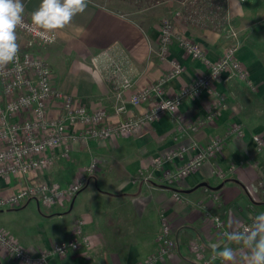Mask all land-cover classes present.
<instances>
[{"label":"crops","instance_id":"obj_1","mask_svg":"<svg viewBox=\"0 0 264 264\" xmlns=\"http://www.w3.org/2000/svg\"><path fill=\"white\" fill-rule=\"evenodd\" d=\"M22 2L31 18L41 0ZM225 3L230 25L234 24L246 35L237 38V32L231 35L227 27L202 29L178 21L169 56L180 61L185 70L166 82V95H174L205 72L208 62H215L230 44L229 39L239 45L237 56L247 68L256 91L238 80L228 83L218 80L216 93L224 95L226 106L212 121L207 115L217 98L204 93L184 101L176 115H164L146 129L72 145L69 155L53 159L41 176L48 179L50 176L62 186H68L93 158L98 161L97 172L88 176L83 190L66 204L44 207L36 199H27L24 203L28 207L34 204L38 217L32 225L15 229L19 234L15 230L11 232L13 235L9 233L15 241L37 254L58 241L76 237L75 225L82 219L89 245L54 256L49 264H136L157 251L160 215L164 213L177 248L164 261L154 264H224L218 257L213 259L212 245L219 249L232 247L236 254L232 264H246L244 257L248 249L222 236L213 215L223 217L230 232H236L246 224L251 225L253 217L264 212V147L259 150L253 142L254 135L264 139V59L258 52V48H264V40L255 39L257 47L249 31L252 18L258 17V23L264 20V0H225ZM162 4H170L174 9L177 6L166 1L136 11L134 14H143L138 18L88 0L83 13L74 16L65 28L55 30L56 43L46 47L36 45L34 49L51 67V60L55 61L52 72L55 86L79 96L91 110H108V122L138 116L151 105L128 103L126 113L115 114L114 96L118 88L104 71L108 62L102 53L109 50L134 83L123 95L125 99L165 77L170 65L158 54L160 26L155 12ZM150 13L153 16L149 17ZM183 35L202 44V59H192L185 53L178 43ZM95 57L100 58L97 66ZM57 111L58 106L51 104L50 114ZM234 125H242L244 134L229 136ZM215 138L224 139L221 151L211 155L197 172L184 180L164 184L165 174L186 163L198 147L208 145ZM181 147L189 148L183 157L165 158ZM159 161L162 165L157 167ZM150 174L152 177L147 179ZM0 179V190L6 195L23 184L20 178ZM175 192L185 196V201L176 200ZM194 243L203 246V257L193 251ZM0 264L21 263L0 246Z\"/></svg>","mask_w":264,"mask_h":264},{"label":"built area","instance_id":"obj_2","mask_svg":"<svg viewBox=\"0 0 264 264\" xmlns=\"http://www.w3.org/2000/svg\"><path fill=\"white\" fill-rule=\"evenodd\" d=\"M246 0H240L244 2ZM217 0H206L202 4L198 0L184 1L181 5L185 13L176 12L177 16L190 17L197 23L209 24L216 22L226 25L235 35L230 27L227 16L226 3H218ZM24 4V3H23ZM181 8V9H182ZM24 9L26 7L24 5ZM180 9V10H181ZM24 23L26 27H18L16 30L19 52L17 59L5 66L0 67V178H20L23 182L16 191L0 198V209L10 206H21L26 199H36L43 206H54L71 202L84 188L88 176L98 170L97 158H93L84 171L70 185L62 186L59 183H51L41 178V172L48 167L53 159L58 156L67 157L70 147L76 143L88 142L92 139H105L118 134H127L148 128L150 124L167 114L176 115L179 106L186 100L199 98L204 93L209 96L215 95L217 100L209 109L207 118L214 120L221 109L226 105L224 95L216 93V82L222 80L225 83L236 79L243 86L252 91L257 89L246 69L241 66L237 56V46H229L224 55L216 62H208L207 70L196 79L181 88L174 95H166L165 84L168 80L181 75L184 65L170 58L171 42L173 40V22L171 19L164 20L160 30V42L158 54L162 59L168 60L171 70L160 81L130 95L125 99L123 95L130 91L134 83L128 76L122 63L111 56L109 50H105L102 56L107 59L104 71L108 79L112 80L118 90L115 91L117 104L115 114L120 116L127 112V105L139 106L150 104L149 109L139 116H131L120 119L117 123L108 122L110 113L105 108L91 110L87 103L78 96L72 95L55 86L50 63L40 56L36 51V45L42 47L51 46L58 40V33L41 34L42 30L32 25L31 18L24 11ZM54 35V42H49V37ZM180 46L192 59L204 57L201 46L189 38H180ZM96 66L100 58L95 57ZM165 101L173 104L164 109ZM51 104H56L59 111L50 114ZM193 130L197 126H191ZM244 128L234 125L229 129V136H241ZM263 138L260 135L253 136L259 150L264 147ZM224 139L215 138L208 145L198 147L191 159L176 170H171L164 176V184L184 180V178L198 171L206 159L221 151ZM60 149V150H57ZM189 150L181 147L170 153L167 160L183 157ZM162 162L157 163V167ZM152 177L148 175L147 179ZM39 178V179H38ZM176 200L185 201V196L175 192ZM161 232L159 235V247L157 251L147 259L136 264H154L164 261L176 250L177 242L173 238L172 228L164 213L160 215ZM216 228L222 236L230 232L226 220L219 215H213ZM84 221H77L76 237L61 241L52 248L30 253L28 249L19 244L6 231L0 229V246L11 254L21 264H49L54 256H63L71 251H78L89 245L88 238L84 234ZM250 225L246 224L241 231ZM193 251L203 257L204 249L199 243H194Z\"/></svg>","mask_w":264,"mask_h":264},{"label":"clouds","instance_id":"obj_3","mask_svg":"<svg viewBox=\"0 0 264 264\" xmlns=\"http://www.w3.org/2000/svg\"><path fill=\"white\" fill-rule=\"evenodd\" d=\"M88 7V0H41L35 11L31 13L32 25L42 30L41 34L54 33L63 29L77 14L83 13ZM24 4L22 0H0V67L17 59L19 45L16 30L26 27L24 23ZM54 35L49 42H54ZM173 103L165 101L162 108L169 109ZM229 241L242 244L248 249L244 257L246 264H264V212L253 217L250 226L242 231L225 234ZM215 255L224 264H232L236 259L232 247L212 245Z\"/></svg>","mask_w":264,"mask_h":264},{"label":"rangeland","instance_id":"obj_4","mask_svg":"<svg viewBox=\"0 0 264 264\" xmlns=\"http://www.w3.org/2000/svg\"><path fill=\"white\" fill-rule=\"evenodd\" d=\"M186 1H189V0H186ZM201 4H202V2H204V1H206V0H198ZM116 5L115 6H113V7H115V8H119V9H121V10H127V11H124V13L123 14H125V15H128V17H141V15H143L142 13L140 14H134L135 12H136V10H135V8L133 7L134 5H135V3L133 2V1H129L128 2V5L126 6V8L125 7H120L121 6V2L118 0H116ZM165 3V2H164ZM168 3V2H167ZM134 4V5H133ZM25 5V4H24ZM176 7H175V9L174 8H172V6L169 4H162V6H161V8H159V9H157L155 12H156V15H158V16H156V17H158V19H156V18H154V19H156V21H158L157 23H159V26H160V30L162 29V25H163V22H164V20H168V19H171L172 20V22H173V40H172V42L174 41V39H175V36L177 35L176 34V23L179 21L180 23L182 22V23H186L187 25H190V26H195V27H200V28H215V29H219V30H221V28L222 27H226V25H223L222 26V24L221 23H216V22H213V23H210V22H208L209 24H206L205 25V23H197V22H195V21H193V20H191L190 19V17H182V16H177L176 17V12L177 11H181L182 13H185V10L182 8V5L181 4H178V3H176ZM169 8L170 9H172V11H173V13L171 14V12H170V10H169ZM182 8V9H181ZM181 9V10H180ZM151 12H153L152 10H151ZM170 12V13H169ZM132 14H134V15H132ZM152 13H150V15H149V17L150 16H153V15H151ZM258 17H255V18H252L251 19V21H250V23H251V26H250V29H249V31H250V33L252 34V36L254 37L253 38V41H254V43H255V45L257 46V47H259L258 46V43L255 41V39L256 40H264V20H263V22H259L258 23ZM143 23V22H142ZM235 32H237V34H238V37L237 38H240V37H242V35H246V34H241L242 32L244 33V31H242L241 33H240V31L238 30V28H235V25L233 24V26H230ZM227 28H229V27H227ZM231 33V32H230ZM189 38L190 40L192 39L193 40V42H196V43H198L200 46H201V48L203 49V46H202V44L200 43V42H197V40H195V39H193V38H190V36H185V35H183V36H181V37H179V39L180 38ZM234 38H236V37H234ZM252 40V39H251ZM229 41H230V44H228V45H226L225 46V48L223 49V52L221 53V55H220V57L216 60V61H218L224 54L223 53H225V51H226V49L229 47V46H237L238 44L236 43V42H234V41H232V40H230L229 39ZM171 42V43H172ZM236 43V44H235ZM171 46H172V44H171ZM238 47H239V45H238ZM259 49V53H260V55L262 56V58L264 59V48L263 47H260V48H258ZM203 53H204V49H203ZM240 60V59H239ZM215 61V62H216ZM240 62H241V66H243L245 69H246V71L248 72V70H247V68L243 65V63H242V61L240 60ZM51 64H53L52 65V67H51V69H52V71H54V67L56 66V63H55V61H52L51 60ZM169 65H170V67L168 68V71L166 72V75L165 76H167V73L171 70L170 68H172L171 67V64L169 63ZM51 66V65H50ZM207 70V69H206ZM204 73V72H203ZM202 73V74H203ZM201 74V75H202ZM164 78V77H163ZM162 78V79H163ZM233 80H236V79H233ZM153 84V83H152ZM151 85V84H150ZM147 86H149V85H147ZM147 86H144V87H147ZM143 87V88H144ZM142 89V88H141ZM141 89H139V90H141ZM138 90V91H139ZM252 91V90H251ZM256 91V90H255ZM254 91V92H255ZM76 96V95H75ZM79 97V96H78ZM139 116V115H138ZM130 117V116H129ZM134 117H136V116H134ZM150 126V125H149ZM240 126H242V125H240ZM41 178H43L45 181L47 180L48 182H53V183H59L56 179L54 180V178H52V177H50L49 176V179L48 178H45V177H43V176H41ZM39 179V178H38ZM1 180V179H0ZM60 180H62V178L60 179ZM60 184V183H59ZM61 185V184H60ZM70 185V184H69ZM255 193H257V190L255 189ZM258 194V193H257ZM259 195V194H258ZM5 196H7L6 195V192L5 191H3V190H0V198L1 197H5ZM27 200V199H26ZM25 200V201H26ZM25 201H22L23 203L21 204V206L19 207V206H10V207H7V208H5V209H0V229L1 230H4V231H6V232H8V234L10 233L11 235H13L11 232H13V230H21V228L23 227V226H26V225H32L33 223H34V221L36 220V218L38 217V212H37V209H36V207L34 206V204L32 205V206H30V207H28L27 206V204H25L26 202ZM25 202V203H24ZM44 207H53V206H44ZM15 230V231H16ZM18 231H16V234H19L18 233ZM23 234V233H22ZM15 236V235H14ZM17 236V237H16ZM15 237L16 238H18L19 236L18 235H16Z\"/></svg>","mask_w":264,"mask_h":264},{"label":"trees","instance_id":"obj_5","mask_svg":"<svg viewBox=\"0 0 264 264\" xmlns=\"http://www.w3.org/2000/svg\"><path fill=\"white\" fill-rule=\"evenodd\" d=\"M98 3L104 5V6H108V7H112L114 11L116 12H120V13H124V11L127 10H121L119 8H115L113 6L116 5V0H95ZM118 1V0H117ZM121 2V6L120 7H125L128 5L129 1H133L135 3V5L133 6L135 8L136 11H140V10H145L148 8H151L155 5H158L160 3H164L166 1H173L175 3L178 4H182L185 0H119ZM219 1L218 3H225V0H217Z\"/></svg>","mask_w":264,"mask_h":264},{"label":"water","instance_id":"obj_6","mask_svg":"<svg viewBox=\"0 0 264 264\" xmlns=\"http://www.w3.org/2000/svg\"><path fill=\"white\" fill-rule=\"evenodd\" d=\"M204 185L206 184V183H203Z\"/></svg>","mask_w":264,"mask_h":264}]
</instances>
